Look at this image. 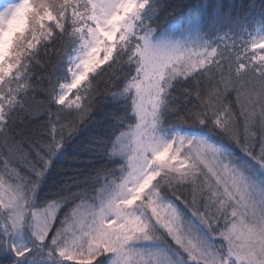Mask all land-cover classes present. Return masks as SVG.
<instances>
[{
	"label": "snow or ice",
	"instance_id": "snow-or-ice-1",
	"mask_svg": "<svg viewBox=\"0 0 264 264\" xmlns=\"http://www.w3.org/2000/svg\"><path fill=\"white\" fill-rule=\"evenodd\" d=\"M0 264H264V0H0Z\"/></svg>",
	"mask_w": 264,
	"mask_h": 264
},
{
	"label": "trees",
	"instance_id": "trees-1",
	"mask_svg": "<svg viewBox=\"0 0 264 264\" xmlns=\"http://www.w3.org/2000/svg\"><path fill=\"white\" fill-rule=\"evenodd\" d=\"M224 2L226 4H229V3H236V4H240L242 2V0H224ZM243 2H246V0H243ZM42 99V93L41 92H37L36 93V106L37 107H41L40 105V101ZM43 120V117H39L37 118L36 120L33 121V124L34 125H39L40 122ZM98 127L93 125V126H90L87 133L85 134V139L87 137L88 134H93V133H96L98 131ZM70 151V154H71V150ZM68 164L69 162L67 161H62V162H59V164H57V169H59L61 167V165L63 166V168H67L68 167ZM64 173L61 172V171H57V170H54V173H53V176L54 177H59V176H62Z\"/></svg>",
	"mask_w": 264,
	"mask_h": 264
}]
</instances>
